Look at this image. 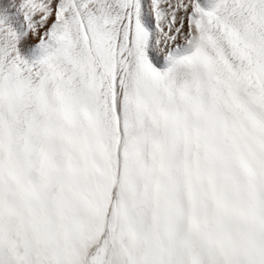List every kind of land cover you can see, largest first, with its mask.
Instances as JSON below:
<instances>
[{"label": "snow or ice", "instance_id": "obj_1", "mask_svg": "<svg viewBox=\"0 0 264 264\" xmlns=\"http://www.w3.org/2000/svg\"><path fill=\"white\" fill-rule=\"evenodd\" d=\"M0 264H264V0H0Z\"/></svg>", "mask_w": 264, "mask_h": 264}]
</instances>
